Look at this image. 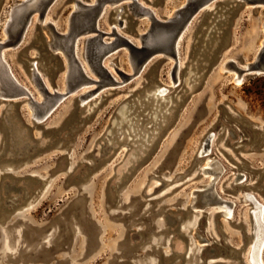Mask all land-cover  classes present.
<instances>
[{"label":"rangeland","instance_id":"374dc122","mask_svg":"<svg viewBox=\"0 0 264 264\" xmlns=\"http://www.w3.org/2000/svg\"><path fill=\"white\" fill-rule=\"evenodd\" d=\"M20 1L0 0V42ZM139 1L161 21L186 2ZM127 2L105 4L97 27L138 44L151 20L131 16ZM254 7L215 0L190 20L178 61L157 52L136 75L129 50L117 46L103 59L117 83L84 84L39 123L26 97L0 103V264H248L254 205L245 196L264 203V75L237 84L220 66L253 57L264 34V6ZM73 10L74 0H54L43 22L64 31ZM37 13L2 55L41 100L31 61L52 69L61 89L65 68L46 54ZM93 33L77 37L75 52L100 82L85 58L83 35ZM96 90L79 107L78 95ZM208 162L219 171L213 181ZM210 187L219 205H232L229 219L218 204H199Z\"/></svg>","mask_w":264,"mask_h":264},{"label":"water","instance_id":"95a60500","mask_svg":"<svg viewBox=\"0 0 264 264\" xmlns=\"http://www.w3.org/2000/svg\"><path fill=\"white\" fill-rule=\"evenodd\" d=\"M53 1L54 0H21L19 3H17L10 12L9 20L7 21L6 27L4 29L6 38L4 39V41L0 42V49L6 43L7 45L17 43L16 46L19 44L32 21V16L35 14L33 12L37 10L38 13H36L39 20H36L39 24V28L42 32H44L43 34H47L48 36V39L45 41L46 54L49 55L50 59L58 60L60 64L64 66V68L65 64L60 54L63 55L65 62L66 59L69 62L70 66L67 75V82L69 85L76 84L84 77V73L80 65V60H78V57L74 50L73 39L77 35L87 30H93L95 33H93V35H83L85 37H91L88 42L87 52L85 54L86 60L91 69L101 78V80H112V75L110 74L111 72L109 71L108 67L105 64L101 63V54H103V52L107 50V46L103 44L104 42L102 43V38L106 36V33L99 30V28L97 27V22L103 13L105 4H112L116 0H74V10L69 16L67 29L64 31H59L57 29V26L52 18H49L47 21L42 22L43 17L48 14L49 8ZM202 1L203 0H186L183 6L175 10L173 14H171V16L166 18V21L159 20L155 16V14L150 11V8L142 5L139 0H131L130 2H127L126 6L131 16H133L134 18H139V16H141L143 13L148 12L149 17L151 18L152 30L147 38L139 39L142 40V45H140L139 43L135 44L123 36H117V42L123 43L125 46H127L129 53L131 54V58L134 64L133 67L135 70L134 72H137V70L143 68L145 63L152 57L150 55L154 51H162L164 56L169 57V55H171L173 58H175V60H177L176 49L173 45L177 32L182 24L185 23V21L190 17V15L202 4ZM238 1L241 2L242 5L251 4L255 6L254 8L264 6V0ZM212 2H215V0H213ZM202 11H206V9L204 8V10ZM119 25L122 26L123 23L119 22ZM260 28L264 30V22L260 24ZM139 35L147 34H138V38H140ZM34 63H37L38 70L41 72V74L35 71L33 66ZM225 64L227 66V70H233L234 80L236 82H243L244 79L249 75H264V34L261 37L257 49L250 60H244L242 58L241 61L237 62L233 59H230L226 61ZM29 67V76L30 78H32L31 80H33L36 85H40L44 92L47 93V89L44 85H42V82L43 76L45 77L47 74V80L50 83L51 87L55 89V93L61 94V92L56 90L59 89L57 88V84H52L50 81V74H53L52 69H48L46 64L40 63L39 61H31ZM114 69L121 76L123 81L131 77V75L124 74L116 67H114ZM0 82L2 89L6 92V94H10L12 91L14 92L18 89H21V86H19L12 80L7 72V69L1 63ZM5 95H0V103L3 101L14 99L13 97H8ZM83 97L84 96H78L79 107H82L81 103ZM36 109L38 111L41 110L39 106H36ZM44 118L45 117L40 120L33 119V122L35 124L39 123ZM217 174L215 173V178ZM212 187H210L200 197L201 200L203 199L208 202L205 205L219 202L221 203L219 197L212 191ZM248 201H250L252 204L257 203L253 195L250 196ZM224 203H226L227 205H231L227 202ZM219 213L225 216L224 210L220 211ZM226 218L229 219L230 216ZM251 222L253 228L254 220L252 218ZM252 228L251 237L253 239L254 234L252 232Z\"/></svg>","mask_w":264,"mask_h":264},{"label":"bare ground","instance_id":"6f19581e","mask_svg":"<svg viewBox=\"0 0 264 264\" xmlns=\"http://www.w3.org/2000/svg\"><path fill=\"white\" fill-rule=\"evenodd\" d=\"M121 0H116L114 2H119ZM131 1V0H130ZM213 0H203L202 1V4L197 8V10H195L191 15L190 17L185 21V23L182 24V26L180 27V29L178 30L177 32V35L175 37V40H174V47L176 49V59L178 60V52H177V45L179 44L180 42V38L184 32V30H186L187 28V25L189 24L190 20L192 19V17L197 13V12H200V10H204L205 7L207 6H210L211 2ZM113 2V3H114ZM141 4L143 5V3L141 2ZM151 12H153L155 14V12L153 10L150 9ZM35 12H38L37 10H35L33 13ZM32 13V14H33ZM173 14V13H172ZM141 16H147L150 20L151 18L149 17V13L146 12V13H143ZM171 16V14L169 15ZM45 16L43 17L42 19V22L44 20ZM39 20V19H38ZM152 29L149 30V32H147L146 34L147 35H139L140 38L139 39H143V38H147L149 35H150V32H151ZM94 32L93 30H87L85 32ZM84 33V32H83ZM82 34V33H81ZM79 34V35H81ZM108 35H113L114 36V39L111 40L110 42H105L102 38V43L105 44V46H107V50H105L103 52V54H101V63H103V59L105 58V56L111 52L112 50H114L117 46L119 45H124L123 43H118L117 42V36H121V34L116 30V28H112V33H106ZM77 35L74 39H73V45H74V50H75V41L77 39V37L79 36ZM91 37H88L86 40H85V47H86V52H87V47H88V42L90 40ZM17 43H12V44H9L7 45V43L0 49V63L3 64L5 66V68L7 69V72L8 74L10 75V77L12 78V80L14 82H16L19 86H21V89H18L16 91H12L10 94H6V92L2 89L1 87V84H0V95H5V96H8V97H13V98H17V97H26L27 98V104L29 105V108L31 110V116L33 119H36V120H40L42 119L43 117H45L49 112L50 110L56 106L65 96H67L68 94H74L75 92H77V90L83 86L84 84L86 83H92V82H95L97 84H99V88L106 85V84H114V83H117L113 76H112V80H101L100 82L97 81V80H94L93 78H91L87 72L84 70L83 66L81 65V68H82V71L84 73V77L79 80L76 84H73V85H69L68 82H67V75H68V72H69V62L68 60L66 59V62H65V88L64 89H56L58 90L59 92H61V94H57L55 93V89H53L50 85V83L48 82L47 79H45V77L43 76V84L46 89H47V93L44 92L41 88L40 85H36L35 82H33V80H31L33 82V84L35 85V87L41 92L42 94V99L41 100H38L34 97L33 93L30 92V90L25 86V84L23 83H20L14 76L13 74L11 73L9 67H8V64L7 62L5 61L4 59V56L2 55V49L5 48V47H13V46H16ZM139 44L142 45V40H139ZM125 46V45H124ZM127 48V46H126ZM128 49V48H127ZM157 52H162V51H154L150 56H153V54L157 53ZM130 57H131V54H130ZM169 57H172L171 55H169ZM88 63V62H87ZM131 63H132V68H133V72L135 71L134 70V67H133V60L131 58ZM34 69L36 72H38L39 74H41V72L38 70V67H37V63H34ZM90 67V65H89ZM221 69H227V66L225 64V62L220 66ZM90 70L92 72H94L91 67H90ZM141 69L137 70V72H134V75H136ZM95 73V72H94ZM96 74V73H95ZM111 74V73H110ZM97 75V74H96ZM42 76V75H41ZM98 76V75H97ZM99 77V76H98ZM100 78V77H99ZM32 79V78H31ZM101 79V78H100ZM1 83V82H0ZM241 82H237V84H239ZM82 90V89H81ZM85 90V89H84ZM164 92L165 90L162 89V90H158L155 92V94L157 96H160V97H164ZM97 93V90L94 91V92H84L83 94H79L78 96H84L82 98V103H85V102H88L87 100L93 96L94 94ZM36 106H39L40 107V111H38L36 109ZM121 114L124 115V110L122 109L121 110ZM212 138V136L210 137V139ZM217 162V161H216ZM216 162H208L206 165L208 167L204 168V172L206 173L207 171L208 172H211L213 174V178L211 181L214 180L215 178V173L217 174L219 171H218V168H214V164H216ZM250 196H252V194H247L245 196V198L247 200H249ZM256 202L259 203H254V207L252 208V211L250 212V215H251V218L254 220V227L252 228V232H253V239L250 243V246L248 247L247 249V253H246V260L248 262V264H264V259L262 257V253H263V247H264V209H263V206H264V203L263 202H260V201H257L256 199ZM206 203H208L206 200H201V198L199 199V204H202V205H205ZM214 204H218V203H214ZM218 208H221L222 210H224V214L226 217L228 216H231L233 214V207L231 205H227L226 203H222V205H217Z\"/></svg>","mask_w":264,"mask_h":264}]
</instances>
